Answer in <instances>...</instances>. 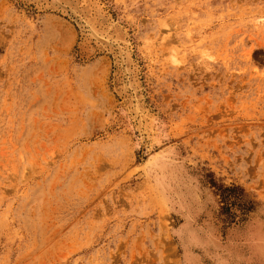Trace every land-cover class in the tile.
<instances>
[{"label":"rangeland","instance_id":"374dc122","mask_svg":"<svg viewBox=\"0 0 264 264\" xmlns=\"http://www.w3.org/2000/svg\"><path fill=\"white\" fill-rule=\"evenodd\" d=\"M0 264H264V0H0Z\"/></svg>","mask_w":264,"mask_h":264}]
</instances>
